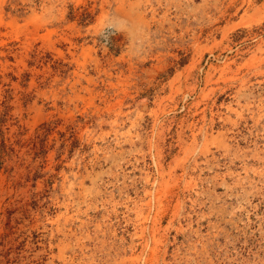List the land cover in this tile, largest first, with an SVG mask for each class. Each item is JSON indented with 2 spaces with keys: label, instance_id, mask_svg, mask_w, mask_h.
<instances>
[{
  "label": "rangeland",
  "instance_id": "1",
  "mask_svg": "<svg viewBox=\"0 0 264 264\" xmlns=\"http://www.w3.org/2000/svg\"><path fill=\"white\" fill-rule=\"evenodd\" d=\"M0 264H264V0H0Z\"/></svg>",
  "mask_w": 264,
  "mask_h": 264
}]
</instances>
